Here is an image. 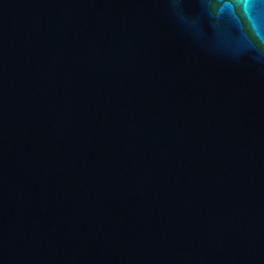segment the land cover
I'll return each mask as SVG.
<instances>
[{"label": "water", "instance_id": "water-1", "mask_svg": "<svg viewBox=\"0 0 264 264\" xmlns=\"http://www.w3.org/2000/svg\"><path fill=\"white\" fill-rule=\"evenodd\" d=\"M0 264H264V0H0Z\"/></svg>", "mask_w": 264, "mask_h": 264}]
</instances>
